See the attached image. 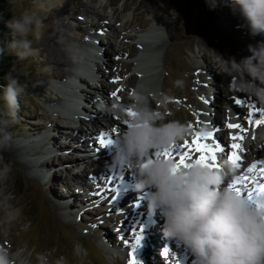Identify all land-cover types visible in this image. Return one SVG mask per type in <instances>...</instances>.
<instances>
[{
    "label": "rangeland",
    "instance_id": "obj_1",
    "mask_svg": "<svg viewBox=\"0 0 264 264\" xmlns=\"http://www.w3.org/2000/svg\"><path fill=\"white\" fill-rule=\"evenodd\" d=\"M54 6L47 0H40L39 2L35 0H9L7 21L11 20L14 15L19 17L27 9L38 11L41 16L45 17L46 27L42 39L33 43V47L38 50L37 55L24 62L18 61L14 67L16 75H26L20 80V83L29 86L26 90L27 94L22 95L19 99V116L21 119L19 123L8 129L13 137L11 148L2 155L4 161L12 165L13 172L7 184L0 185V199L8 198L12 204L22 209V215L12 225L7 235H4L2 231L0 232V248L7 250L10 254L21 251L22 258L27 260L28 264H41L40 257L42 256L46 258L47 264H57L58 261L60 264H127L129 250L128 248L123 249L127 244L124 242L123 247L118 248L117 242H120L121 238L116 237L113 233L116 241V245L113 246L109 244L103 234L106 226L103 227V224L100 223L103 216L100 212L104 209L100 206L104 202L102 199L96 202L92 201L91 207H86L83 205L82 199H87V196H76L80 203L76 200L75 205L79 207L77 209L83 211L78 214L76 213L77 209L72 210L71 208L70 214L73 216L66 211H57L54 207L56 201L53 196H50L47 189L54 190L56 184L55 181L50 182V179L51 177L60 178L62 176L61 179H56L58 184L64 182L73 185V182L70 181L71 177L68 175L69 168L67 167V171L63 166L58 173L59 177H55L53 176L54 173H51L47 179H43L37 174L41 167L37 165L35 168L34 163H38L39 158L41 160L50 159L48 164L46 161L45 163L48 168H51L58 166V164L67 163L66 155H63L64 158L62 155L44 157L42 155L43 147H37L36 143L35 145H25L24 143L37 135L44 134L43 132L48 134L50 126L57 128L66 135L69 129L66 131L62 126H68L69 123L64 120L69 119L57 113L54 107L64 108L63 105L70 102V96L67 93L74 91L78 93L76 99L82 103L83 110L85 109L87 114L91 115L89 116L91 122L86 121L87 117L84 118V115L75 116L74 119L77 122L83 121L81 124H76L77 129L79 127L84 135V133H88V129L95 127L100 131H110L115 137H118L113 132V128L117 129V127L111 124L109 120H105L99 113H106L107 118H116L111 111L112 105L119 104L121 99L133 95V91L126 89L125 86L134 72L130 71L121 79L120 86L117 88L123 89L119 94V100L113 98L111 93L97 92L96 89L92 88V80H96L93 85L96 84L97 86L102 82L113 84L111 82L113 79L110 78L111 71L120 72L125 64L134 65L130 62H133V58L139 54H144L141 60L148 57H155L159 60L164 56L162 66L155 73V80L159 74H162V89L158 88L154 94L150 92L146 94L145 98L149 106L164 117V122L174 120L187 126L193 125L191 127L193 133L186 139L188 141L189 138H193L194 129L207 128V124L202 119L204 116H211L221 124L219 131L214 132L219 138H222L224 130L228 129L227 123L229 121L241 124L247 129V132L244 134L243 142L237 141L242 143L245 149L240 153L243 160L241 168L237 170L239 176L245 175L241 169L243 165L249 166L251 163L249 161L251 158H248L250 157V150L257 152L259 147L262 146L261 149L264 147V125L260 127L249 126L246 119L238 117L247 116L249 104H256L258 107L264 106V104H258L253 98L237 92L232 86V77L223 74L222 66L223 59L235 58L240 61L251 56L249 47H256L259 42L256 35L250 34L246 21L241 17L238 10H234L231 0H217L215 9L209 8L207 0H60L59 4ZM115 11L118 15L114 16ZM111 18L113 19L111 20ZM129 18V23L125 25L123 30L127 33L125 35L131 36V39L126 43H119L116 37L119 32H116L113 27L121 28L124 21ZM102 25H108V27L102 28ZM146 29H150L147 35L151 34L143 46L139 48V46L134 45L135 39L140 38L142 33L145 34ZM66 30V37L63 38L61 34ZM82 31H85L86 34L81 33ZM102 32L103 35H101ZM89 33L91 35H88ZM93 36H97L99 39L97 40L98 46H101V51L98 54L99 59L89 51V40ZM59 37L64 39L63 47L73 57L70 65L60 68L48 58V54L44 51L46 48L49 49V45L57 41ZM69 39L71 40L70 43ZM102 44H104L103 47ZM129 46L133 47L134 51L129 50ZM119 48L124 49L127 54L116 59L118 56L115 52ZM106 54L108 55L107 58H105ZM206 58L215 64L213 70H209V72H206L208 66ZM79 65L84 67L85 75L88 76L82 77L84 82L74 74L75 67ZM185 65L195 69L189 72L185 70ZM149 66L150 64H148ZM97 70L98 75H96ZM151 76L154 77L152 72L148 73L146 78L150 79ZM216 76L223 78L225 94L219 93L217 87L219 82L213 79ZM124 89L128 91L124 92ZM189 92H191V96ZM222 96L226 101H222ZM202 97L209 99L213 110L207 109V113L202 111L201 108L205 104L201 99ZM84 98L86 102H84ZM234 99H243L245 106L243 108L237 106ZM1 101L4 109L3 98ZM176 101H180V103ZM222 108L223 111L220 112ZM94 119L96 122L93 123ZM197 120L202 122L198 124ZM120 124L122 125L121 122ZM228 131L229 134H225L222 140H225V144L230 148L231 136L240 133ZM260 135L263 136V139H260ZM253 136L255 139L252 138ZM94 138L95 142L98 143L97 136ZM114 142L116 144L115 140ZM260 153L255 154L253 162L261 159L260 157L264 153L262 151ZM106 154L108 153L104 150L99 158H105ZM110 155H116V148L111 150ZM221 155L223 164H228L227 155L220 154L219 156ZM54 159L57 161L53 163ZM74 161L79 162L77 159ZM88 161L91 160H85L84 164L86 165ZM100 168L102 167L99 166L97 169L95 166V171H88L89 173L98 171L97 176L93 175V177L98 178L97 181L107 177L106 175L102 176L103 171ZM103 168L106 170L107 164ZM128 170H130V166ZM73 174L75 176L72 177L80 178L79 172L78 174L73 172ZM129 174H133V172ZM84 175L89 176L88 173ZM250 180L253 182L251 178L247 181L249 188H251V184L254 185ZM92 184L94 182L90 179L87 187H85L87 192H84L87 195L89 193L93 198L97 191L91 189ZM65 192L64 188H60L58 195L60 196ZM109 208H112L110 204L105 210ZM97 212L100 217L94 215ZM115 212L110 216L114 218L118 214H122V211ZM68 221L70 222L67 223ZM98 222L99 225H97ZM109 226L111 231H116L114 224ZM126 231L129 234L127 239L131 240L132 231ZM126 231L121 230L123 234ZM158 236L159 239L164 237L160 233ZM159 239H155L157 243L160 242ZM181 247L182 243L176 240L174 242L175 250L171 251L176 253L174 251L181 249ZM173 253L169 258H163L164 264H170ZM186 255L188 258L184 264H191L195 258L194 254L188 251Z\"/></svg>",
    "mask_w": 264,
    "mask_h": 264
},
{
    "label": "clouds",
    "instance_id": "obj_2",
    "mask_svg": "<svg viewBox=\"0 0 264 264\" xmlns=\"http://www.w3.org/2000/svg\"><path fill=\"white\" fill-rule=\"evenodd\" d=\"M207 3L210 9L217 6V0ZM231 4L246 21L251 35L264 33V0H231ZM44 19L38 11L26 9L7 21L11 33L6 45L9 54L20 62L35 57L38 50L33 43L44 35ZM4 51L0 48V55ZM249 51L252 55L240 61L223 59L222 72L232 77L237 92L264 104V43L250 46ZM6 80V86H2L5 107L0 111V185H6L13 172L2 154L11 148L13 137L8 129L21 119L19 99L28 88L11 74ZM131 99L129 107L112 105L113 114L131 124L116 139L114 162L129 165L138 177L137 191L147 194L149 211L154 215L159 212L164 219V237L186 246L194 254L196 264H264V207L250 208L244 198L228 190L229 178L235 177L232 166L225 163L209 168L194 164L174 172V161L149 162L152 152L171 149L192 135L193 130L179 121L164 122L144 96L133 94ZM129 109L136 113L135 117L127 115ZM200 132L207 134L203 128ZM0 213V231L7 235L20 219L22 209L3 198ZM40 260L47 264L45 257ZM178 261L173 253L171 264ZM0 264L28 262L21 251L10 254L0 248Z\"/></svg>",
    "mask_w": 264,
    "mask_h": 264
},
{
    "label": "bare ground",
    "instance_id": "obj_3",
    "mask_svg": "<svg viewBox=\"0 0 264 264\" xmlns=\"http://www.w3.org/2000/svg\"><path fill=\"white\" fill-rule=\"evenodd\" d=\"M35 1L39 2L40 0H35ZM47 1L50 2L53 6L56 5V4H59V2H60V0H47ZM116 14L117 13L115 11L114 16ZM112 19L113 18H111V20ZM129 20H130V18L128 20L126 19V21H124V25H122L121 28L119 27V29L116 28L115 26L114 27L112 26L115 29L116 32H119V35L118 36L116 35L117 41H119V43H121V42L126 43L127 41H129L131 39V36L125 35L127 33L125 32V30H123L125 25H128ZM101 27L102 28L108 27V25H105V26L102 25ZM149 30L150 29H146L144 31L146 33L145 34L143 33L142 36L146 37L147 36V32ZM66 32H67V30L64 31V33L61 34V36L63 38L66 37ZM81 33L86 34L85 31L84 32L82 31ZM136 33H139V32H136ZM263 34L264 33H260V34L256 35L259 44L264 43ZM88 35H91V34L89 33ZM62 37H59V39L57 41H55L53 44L49 45V49L48 48L44 49V51L48 54V58L51 61H53V63H55L58 68H60L61 66L70 65L71 62H72V59H73L72 54L69 55L66 52L67 49H65L63 47V40L64 39ZM121 38H122V40H121ZM91 40H99V39L97 38V36H93V38ZM91 40H89V41H91ZM70 42H71V40L69 39V43ZM103 46H104V44H102V47ZM139 48H141V47H139ZM98 50H99V48H98ZM102 50H103V48H102ZM129 50L134 51V48L129 46ZM115 54L118 57H124V55L127 54V52L124 49H120L119 48L115 52ZM142 55H144V54L142 53ZM107 57H108V55L106 54L105 58H107ZM103 59H104V53H103ZM141 59H142V57L138 61L137 65L125 64L120 72H115V71L112 70L111 73H110V78L113 79V78H115L117 76H119L121 78H124L127 75V73H129L130 71L134 72V70H138V72H134L132 77L126 83L125 87H126V89H131L133 91V94H140V95L146 97V94L148 92H150L151 94H154V93L157 92L158 88L162 89V84H163L162 74H159L158 77L155 80V77H156L155 73H156V70L160 69V67L162 66V64L164 62V56H163L162 59L160 58L159 60L156 59L155 57H151V58L148 57V58H146L144 60H141ZM206 60L208 62V64H207L208 66L206 67V69H207L206 72H209V70H213V68L215 67V64L211 60H209L207 58H206ZM130 63L134 64L132 62H130ZM148 64H150L149 67H148ZM146 67H148V68H146ZM184 68H185V70H187L189 72L192 69H195V68L189 67L187 65H185ZM151 72H152V75L154 77L151 76L150 79L146 78L148 73H151ZM98 74L99 73H98V70H97L96 75H98ZM80 79H82V78H80ZM213 79H216V81L219 82V85L217 86L219 93L220 94L221 93L225 94V89L223 87V83H224L223 78L219 77V76H216V77H213ZM84 81L85 80H83V82ZM95 81L96 80H93V84L96 83ZM93 84H92V88L96 89L97 92H101L102 94L103 93H113L120 86V83H118V84H116V83H113V84L107 83L106 84V83L102 82L98 86L96 84L95 85H93ZM126 89H124V92L128 91ZM119 94H121V92ZM189 95L191 96V92H189ZM131 97H126V98L121 99L119 104L123 105L125 107H127V106L129 107L133 103V100L131 99ZM221 99H222V101H226V100H224L223 96L221 97ZM207 100H209V99H207ZM84 102H86L85 98H84ZM98 103H96V104H98ZM211 104H212L211 102L208 103V104H204L202 106V108H201L202 111L207 113V109L213 110L214 108L211 106ZM55 107H57V106H55ZM221 110L223 111V108L220 109V112H221ZM72 111L75 113L77 111V108H73ZM66 112L68 113L69 110H67ZM84 112H85V110H84ZM99 115H101L105 120H109L111 124H113L114 126L117 127L118 131H122L123 122L125 120L121 119L120 116L115 114V117L119 118V121L117 122L116 118L115 119H113L111 117L107 118V114L106 113L102 114L100 112ZM84 118H86V117H84ZM88 118H90V117H88ZM202 119L204 120V122L210 120L212 122V124L216 126V128H218V129L221 128V124H219V122H217L216 119L211 118V116L210 117L209 116L208 117L204 116V117H202ZM87 120H89V122H91L90 119H87ZM64 121H67V123H69L68 126H62V128L65 129V130L69 129V131L66 130L67 131L66 135H64V133L62 134L60 132V130H57V128H55L53 126H50L48 128V131H49L48 134L46 132H43L44 134L37 135L36 137L31 138L26 143H24L25 145H29V144H32V145L34 144L35 145V143H36L37 147H40V148L43 147L42 155L44 157H46V156L50 157V155H55V156L62 155V157L64 158L65 156H63V155H66L67 163L58 164V166L56 165V166L51 167V168L47 167L48 161L50 159L46 160V158H44L43 160H41L39 158L38 159L39 160L38 163H34L35 168L37 167V165H39L41 167V169L38 170L37 174L42 176L43 179H47L51 173H54L53 176L59 177L58 173H59V171L61 170V168L63 166H64V168L67 171H68V168H69L68 175H70V177H71L70 181L73 182V185L71 183H64V182H60L58 184V180H56V179H61L62 176L60 178L51 177V179H50V182L55 181L56 188L54 190H51V188H48L47 190H48V193L50 194V196H53L54 200L56 201V203H54V207L56 208V210L60 211V212L61 211H66L67 213L70 214L71 213V208H72V210H76L77 208H79V207H77L75 205V202L78 201L76 196H83V195L87 196V199H82V203H83V205H86V207H91L92 201L96 202L97 200L102 199L104 202H102L100 206H102V208H104V209H103L102 212H100L101 214H103V216L101 217V222L100 223L103 224L102 225L103 227L106 226L105 227L106 230L103 232V234L107 238L109 244H111L113 246L116 245V241L114 240V235H115L116 237H120L121 238V241L117 242V245H118V248H122L123 247L122 244H124L125 239H127V236H129L128 231H126V230L130 231L131 229L134 228V229H136L138 231L139 228H143L144 232H143L142 235L145 236V242L139 247V248H141V255L139 254L140 250L139 251L136 250V256H137L138 261L140 262V264H160V263L164 264L163 263V256L161 254L163 246H162V244L157 243L156 240H155L156 238L159 239V236H158L159 232L158 231L159 230H163L164 219L160 215L159 212H157L155 215L150 213L149 204H148V198H147V194L146 193H141L139 191L138 192L135 191V192L131 193V191H126L125 194H124L125 195L124 199L121 200V204L114 205L115 201L113 200V195H110V196L109 195H98V193L101 191L99 186H101L103 188V185L101 184L103 182L97 181V184H92L90 186L91 189H95V191H97L95 193V195L93 196V198L91 197V195L89 193H88V195L85 194V192H87L85 190V187H87V184H88L89 180L93 177V175L94 176L98 175V171L96 173L95 172L89 173L88 171H95V166L97 167V169L100 166V167H102V168H100V170L103 171L102 172V176L106 175L108 177V176H111V174H112V171L108 172L107 170H105V168H103V166L106 165L107 164L106 162L109 161V160H112L111 162H113L115 155H109V156H106L105 158L100 159L99 156H97V154H96L97 148H96L95 138H94V136H98V134L100 132H107V133H112V132L107 131V130H101L100 131V130H98L97 128L94 127V129H90V130L88 129V133H84V135H83V133L79 130V127H78V129L76 127L77 123L81 124V123H83V121L82 122H77V121L73 122V121H70V120H64ZM94 122H96L95 119H94L93 123ZM120 122L122 123V125L120 124ZM229 122H231V121H229ZM194 130H195V132H200V130H196V129H194ZM206 130H207V133L213 131V129L208 124H207ZM228 130L229 129L224 130L222 138L225 136V134H227V135L229 134ZM232 132L233 131L231 130L230 133H232ZM112 136L115 137V135H113V133H112ZM36 138H38V139H36ZM222 138L220 137L215 142H217V143H221L222 142L221 146H223L225 144V140L223 141ZM115 139H117V137H115ZM260 139H263V136L261 137V135H260ZM191 140L192 139L189 138V142ZM258 140H259V138H258ZM261 147L258 148L257 152L254 151V150H250L251 153L249 155L250 157H248V158H251V160H249V161H251V163H255L258 160L264 159V154H263L260 157L261 159H257L255 162H253V160L255 159V157H254L255 154L260 153V151H262L264 153V147L262 149H261ZM154 152H152L151 154H154ZM80 153H82V154H80ZM260 154H262V153H260ZM67 156H68V158H67ZM243 156H244V154H243ZM69 157H71V158H69ZM75 159H77L79 162L74 161ZM85 160H91L92 162L90 161L91 164H89L90 162L88 161L87 164L85 165L84 164ZM222 160H223L222 155L218 156V162L220 163V165H223V161ZM45 161L47 162V164L45 163ZM55 161H57V159H54L53 163ZM34 162H36V161H34ZM251 163H249V166L251 165ZM245 167H246V165H243L241 170L243 171V173L245 175H247V173L245 171ZM73 172H76L77 174L79 172L78 176H80V178L77 179V178L72 177V176H75L74 174L72 175ZM130 172H132V171L131 170H128V171L126 170L127 174H129ZM85 173H88L89 176H85L84 175ZM115 173L117 174V172H115ZM239 175L240 174L238 173V170L236 169L234 178H236ZM131 178L136 180V182L138 183V177L134 173L131 176ZM229 180L231 182L233 180V178L230 177ZM74 187H76V188L74 190H72V188H74ZM60 188H64L66 190V192L59 196L58 193L60 191ZM135 196H141L136 201L139 202L143 206V209H141L140 211H138L136 213H129L127 211V210H129L128 207H130L132 205V203L135 202V200H131V197H135ZM108 197H111V199H109ZM88 201H90V202H88ZM78 203H80V202L78 201ZM109 204H110V206L112 208H109V209L105 210V208ZM118 210L122 211V214L120 213L114 218H113V216L112 217L110 216L111 214H115L116 213L115 211L119 212ZM80 211H83V210L77 209L76 213L79 214ZM146 214H149V215L151 214V218H152L151 221H149V222L146 221V216H145ZM70 215L73 216L72 214H70ZM94 215L96 217H100L98 212L96 214H94ZM69 222L70 221H68L67 223H69ZM100 223L98 222L97 225H99ZM111 224H114V227H115L114 229L117 232L116 231L115 232L111 231V228L109 226ZM159 226H161V227H159ZM121 230H125L126 233L123 234V232H121ZM113 233H114V235H113ZM131 237H132V235H131ZM128 240H130V239H128ZM131 240H132V238H131ZM175 241L176 240H170V243H171V249L170 250H175L174 249V242ZM127 248H128L129 251H131L130 250V246L128 244L123 249H127ZM188 251H190V250L186 246H184L183 244H182L181 250L174 251V252L177 253V255H179V256H177L178 260H179V264H184L185 263V261L188 258L187 255H186V253ZM129 260H130V257L128 255L127 264L129 262ZM191 264H192V262H191Z\"/></svg>",
    "mask_w": 264,
    "mask_h": 264
},
{
    "label": "snow or ice",
    "instance_id": "obj_4",
    "mask_svg": "<svg viewBox=\"0 0 264 264\" xmlns=\"http://www.w3.org/2000/svg\"><path fill=\"white\" fill-rule=\"evenodd\" d=\"M103 35V32L101 33ZM116 59H120V57H116ZM121 77L117 76L113 78L112 83H120ZM123 91V89H117L116 92L111 93L110 95L119 100V92ZM205 104L210 103L209 100L205 98H201ZM180 103V101H176ZM234 103L237 106L243 108L245 106V101L243 99H234ZM249 111L247 116H239L240 119H246L249 126L260 127L264 125V106L258 107L256 104H249ZM127 115L129 117H135L136 113L131 111L130 109L127 111ZM116 121H119V118H116ZM202 121L197 120V123H201ZM212 129V132H208L207 134L201 132H195L192 140L189 142L188 140L183 141V143L179 146H173L171 149L157 150L154 154H151L149 157V162L152 159L159 160L165 159L169 161L175 162L173 171H179L181 168H190L194 164L200 165L203 167L209 168H218L220 167V163L218 162V156L220 154L227 155V162L232 166L234 170L241 168L242 160L240 153L245 149L242 143H238L237 141L243 142L245 139V135L247 129H245L239 123H227V128L232 130L233 132H238L240 134H233L231 136V145L230 148L227 144L221 146V143H217L219 137L215 136L213 133L219 131L212 122L205 121ZM128 127H131V124L128 121L123 122L122 131H118L115 127L113 128V132L116 133L117 136L121 135ZM189 127H193V125H189ZM255 139V136L252 137ZM99 150L106 148L113 144L115 137L112 136V133L102 132L97 136ZM245 171L247 175H241L234 178L231 182L227 184V188L229 191L236 192L237 195H240L244 198L245 203L248 207L254 209H260L264 207V159L258 160L255 163H251L250 166L245 167ZM253 179L255 183V188H249L247 181L249 179ZM95 183L98 178H91ZM107 183L109 185L115 182V186L110 189V191L114 194L116 198L121 195L120 184L122 183L123 177L118 176L116 173H113L111 176L105 177ZM98 195H104L103 193H98ZM111 199V197H108ZM143 228H139V230H135L132 233V240L125 239V244L130 246V260L128 264H140L136 256V250L141 245V241L143 239ZM169 254L168 249H164L162 255L167 257ZM179 264V261H178Z\"/></svg>",
    "mask_w": 264,
    "mask_h": 264
},
{
    "label": "trees",
    "instance_id": "obj_5",
    "mask_svg": "<svg viewBox=\"0 0 264 264\" xmlns=\"http://www.w3.org/2000/svg\"><path fill=\"white\" fill-rule=\"evenodd\" d=\"M9 10V0H0V48L5 49L2 55H0V111L3 110V91L2 86H6V77L11 74L13 78L22 80L26 75H16L15 64L18 62L14 55L9 54L7 51V43L11 40L10 29L7 28V19ZM29 86V85H28Z\"/></svg>",
    "mask_w": 264,
    "mask_h": 264
}]
</instances>
